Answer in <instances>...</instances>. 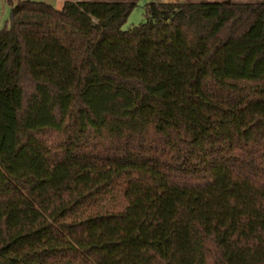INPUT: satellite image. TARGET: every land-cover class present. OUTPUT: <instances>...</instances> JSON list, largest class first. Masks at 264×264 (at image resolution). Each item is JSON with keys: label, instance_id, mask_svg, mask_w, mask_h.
<instances>
[{"label": "trees", "instance_id": "obj_1", "mask_svg": "<svg viewBox=\"0 0 264 264\" xmlns=\"http://www.w3.org/2000/svg\"><path fill=\"white\" fill-rule=\"evenodd\" d=\"M0 264H264V0H7Z\"/></svg>", "mask_w": 264, "mask_h": 264}, {"label": "rangeland", "instance_id": "obj_2", "mask_svg": "<svg viewBox=\"0 0 264 264\" xmlns=\"http://www.w3.org/2000/svg\"><path fill=\"white\" fill-rule=\"evenodd\" d=\"M15 1V0H12ZM41 1L51 5L55 9H60L63 5L64 0H33ZM148 0H136L135 6L131 9L127 15L125 21L121 24V30H127L134 26H137L143 21V10L144 5ZM9 15V5L7 0H0V27L7 25V19Z\"/></svg>", "mask_w": 264, "mask_h": 264}]
</instances>
